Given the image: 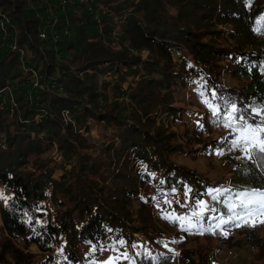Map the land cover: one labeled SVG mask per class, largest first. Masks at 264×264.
Masks as SVG:
<instances>
[{"label": "trees", "instance_id": "trees-1", "mask_svg": "<svg viewBox=\"0 0 264 264\" xmlns=\"http://www.w3.org/2000/svg\"><path fill=\"white\" fill-rule=\"evenodd\" d=\"M252 1L253 6L248 8L247 4ZM195 3L198 8L202 5L198 18H194L193 9H184ZM169 7L176 8L177 14L169 13ZM202 8L205 12H201ZM214 15L218 23L234 25L231 31H238L240 35L238 38L227 35L236 41L231 57H240L235 61L234 74L248 81L244 92L238 93V102L234 100L235 104L240 103L246 95L247 103L239 105L240 111L235 116L243 115L247 122L261 124L264 120V111H261L264 110V19L258 22V18L264 17V0H66L65 3L62 0H0V183L10 192L2 206L4 229L10 237L24 238L25 247L37 243L47 254L44 262L49 264H83L79 246L89 244L91 252L85 258H96L108 245L126 238L131 243L135 233L146 239L150 237L145 211L150 208L147 202L154 204L155 197L152 194L144 197L137 186L157 182L152 174L165 164L156 159L163 157L166 147L163 144H170L171 138L156 124L151 101L136 99L134 86L120 88L127 77L124 70L137 72L140 62L146 64L139 79L145 84H142L144 92L149 96L154 92L164 108H172L173 91L178 88L173 74L187 69L184 51L193 55L196 63L208 65L211 72L216 71L214 64L218 55L229 54L226 51L229 47L224 49L218 45L216 48L191 31L192 20H197V24L203 22V27L209 29ZM43 33L45 36L41 37ZM114 38L124 42L119 48L107 50L106 42L113 43ZM142 47L152 48L150 59L141 58ZM173 52L178 53V61L183 65L174 62ZM166 56L168 59H163ZM28 69L34 70L37 79L22 77ZM217 87L221 100L233 98V93L222 85ZM130 93H133L131 98ZM230 110L228 105L222 112ZM65 111L70 121L63 125ZM92 119L118 126L119 147L109 143L104 149L103 157L105 154L107 157L103 161L81 153L78 150L83 147L75 146V143L83 146L87 142L85 132H89L88 122ZM233 124L239 127L235 120ZM56 143L61 148V159L53 158L61 162L50 168L46 163L50 157L43 160L41 156L48 154ZM145 143L146 147L150 145L149 149ZM67 163L71 169H66ZM31 166H40L42 172L37 176ZM244 166L243 172L253 189L264 190V160L254 154ZM57 167L65 170L60 178L53 176ZM140 167L145 170L140 172ZM164 170L166 178L180 173L170 165ZM156 173L162 176L161 171ZM175 180L173 177L172 181ZM195 182L197 187L192 189L189 200L192 205L213 187L207 180ZM164 183L160 180L159 186ZM218 189V201L223 206L230 190L222 193ZM242 189L240 186L231 189L234 191L232 203H239L236 191ZM47 200L58 206L54 215ZM137 200L139 212L134 211ZM206 208L203 216L211 215L216 222L219 214L231 215L210 206ZM253 220L254 216L250 217L249 224ZM221 227L227 232L236 231L248 244L264 252V236L254 227L232 224ZM10 237L6 236L0 248V264H33L28 253L15 247ZM56 248L61 249L58 256L51 254ZM139 251V264H158L165 258L158 254L154 262L157 254L153 256L144 246ZM184 257L189 264H197L192 253H185Z\"/></svg>", "mask_w": 264, "mask_h": 264}, {"label": "rangeland", "instance_id": "rangeland-1", "mask_svg": "<svg viewBox=\"0 0 264 264\" xmlns=\"http://www.w3.org/2000/svg\"><path fill=\"white\" fill-rule=\"evenodd\" d=\"M201 6H199V8ZM252 6L253 1L252 3L247 4L248 8ZM199 8L196 7L195 3L194 5H187L184 9L187 11L193 9V11H196L194 18H198L197 13ZM201 12H205V10L202 8ZM169 13L175 15L177 14V9H170L169 7ZM214 17L215 15L210 22L205 21L206 23L209 22V29L203 27V25L205 26L203 22L197 24V20H192L191 31L197 32L203 42L210 43L212 46H216V48H219L218 45L224 49L229 47V49L226 50L229 54L228 56L218 55L216 64L213 63L214 66H216V71L211 72L209 71L208 65L207 69L205 64L196 63L194 56L189 54L185 49L186 51L183 53L188 62L184 67L187 66V71L179 70L173 74L178 83L176 88H178L176 92L172 90L174 93V97L171 99L173 100L172 108H164L165 106L161 105V102H159L160 99L155 96L154 92H152L150 96L144 92V87L142 86L144 83L139 81V79L143 77V75L140 74V71H144L146 64H141L140 62L141 66L138 70H135L137 72L131 71L132 73H130L129 71L124 70L127 77L124 79L123 83L120 84V88L128 89L129 86H134L136 87L134 89L135 96L137 97L136 99L145 100L146 102L151 101L152 105L150 107H152L156 113H154L156 116V124L162 126L163 130H166L170 135V144H163V146L166 145L165 149L163 148L162 151L163 157H158L156 162L160 161L163 162L165 166L170 165L177 167L180 173H176L166 178L164 170L165 166H163L162 169H158V171H161V177L156 175V172L158 171L152 174V176L157 178L156 183L148 182L143 186L140 185L141 187L137 186L138 191L141 189L140 192L144 197L149 194H152L155 197L153 200L154 204L152 202H147L150 208L145 211L149 220L150 237L148 239L143 238L140 233H135V239H132L131 243L127 238L122 240L125 242L124 244L115 242L102 249L101 254L96 258H85L87 254L91 252V246L89 244L79 246L77 247V250L80 253H83V264H103V262L109 261L110 258H112L110 264H139L137 256L140 252L139 250H141L143 246L144 249L146 248L147 252L153 254V256L157 254L153 258L154 262L157 261L155 258H157L158 254L159 256H165V258L159 261L158 264H189L188 260L184 257L185 253H192L197 264H200L201 262H207L206 264H264V252L258 246L248 244L243 236L236 231L227 232L222 227L214 228V225L217 222L221 219H228L229 216H224L223 214L220 215L217 212L219 214L217 215V222L212 220L211 215H208V218L203 216L206 212V207L208 206H210L211 209H220L221 212L231 214L228 207L229 203H232L231 200L234 196V191L231 189L235 186L243 188L242 190L236 191V199L239 192L253 189L250 181L243 172L244 169L246 170L244 164L249 159H247L245 154L239 149H232L231 140L235 138L237 133L233 132L231 127H225V122L233 123L234 120L229 121L227 111L222 112L225 102H227L229 108L231 104L234 103V100L238 102V93L244 92L248 83L247 79L238 78L234 74L236 70L235 61H239L240 57H231V55H234V50H236V45H234L236 41L234 42L228 39L227 36L228 33H230L237 35L238 38L239 34L237 33L238 31H231V28H235L234 25L229 23H218V20ZM201 27L204 29L202 28V30L199 31L198 29ZM214 31L217 32L215 33ZM115 32L116 31H114V34ZM145 33L147 35V29ZM41 37L44 36L41 34ZM114 40L113 43L106 42L107 50H111L113 47L114 49L119 48L124 42V40L121 39L114 38ZM14 47L16 50L19 49L17 46ZM140 53L142 54L141 58H143V60H148L152 57V48L142 47ZM172 55L175 63L178 62L180 65H183L181 61H178L179 55L177 52H173ZM165 58L168 59V56L163 59ZM133 66L137 68L135 64H133ZM166 67L171 68L169 65H166ZM189 68H191V70H189ZM92 71H94V69H92ZM158 72H161L160 68L158 69ZM112 73H109L108 75H111ZM25 75L37 79L34 70L31 71L28 69L22 74V77ZM36 84H38V81H35V85ZM219 84L230 93H233L232 99L221 100L217 95L220 91L217 87ZM118 88L119 86L116 87V89ZM120 88L119 90L121 92ZM118 95L121 94L119 93ZM132 95L133 93H130V98ZM123 98L129 101V97L127 98L124 96ZM205 100L219 108L220 115H222V122H217L216 117L212 116L208 105L204 102ZM247 100L248 97L245 95L240 99V103H236L238 111H240L239 105H245ZM127 101L124 102L127 103ZM257 112H259L258 109ZM63 118V125L70 121L68 111L64 112ZM135 122L136 121H134V123ZM248 123L253 126L257 125V123H253L250 120ZM134 126H136V123ZM117 127L118 126H116L115 123L92 119L88 122L89 132L85 130V136L87 139V142L84 143L85 146H80L78 143H75V146H77L78 149L83 147L82 150H78L81 153L102 159L103 161V159L107 157L106 154L103 157L104 149L109 143L114 144V148L119 147V143L117 142L118 137L116 136ZM213 145H218V147ZM149 146L150 145L147 144L148 149ZM169 147H172V149L168 150ZM60 150L61 148L56 143L48 154L41 156L44 158L43 160L50 157L49 162H46L50 168H52L54 163L57 162L54 158L57 160L61 159ZM220 150H223V155L216 154V152ZM73 161L75 166L78 167L77 160L74 159ZM59 162L61 161H58L57 163ZM65 166L66 169H71L72 167L70 163H67ZM23 168L27 169V166L24 165ZM30 169L33 170L37 176L42 172L40 166H31ZM104 170L105 169H103V171ZM139 170L140 172H143L145 169L140 167ZM64 172L65 170L63 168L57 167L53 172V176L55 178H60ZM173 177H176L174 182L172 181ZM160 180L165 181L162 187L159 186ZM197 180H207L213 185L211 188L212 190L221 188L222 193L224 190H230L225 195V204L221 206L218 201V193H214V191L211 194L208 192L202 196L201 200L206 202L204 206H198L197 203L193 205L190 204L189 200L191 202L192 189L197 187L195 182ZM173 189H175V191H173ZM186 189H190L187 196L185 195ZM9 194V190L0 183V248H2V243L6 242V236L10 237L4 229L2 217V206L5 204ZM213 196H216L217 198L213 199ZM166 201H170L171 203H167ZM47 202L50 208H52V214L54 215V211L58 206L54 205L50 200H47ZM139 206L140 202L137 200L134 211L139 212ZM177 209L178 211H176ZM193 211L202 212L201 223L204 228H209L211 226V231L204 232L203 234H199L195 231L185 232L179 227V222L173 223L165 218L166 215L171 214L191 215ZM261 221H264V213L254 216V220L251 224L255 225V231L259 235L264 236V223ZM129 226L132 229L130 224ZM225 232L227 235L223 234ZM10 238L15 247L28 253L27 257L31 259L33 264H49L48 262H44L47 254L40 249L37 243H31L25 247L24 238ZM138 242L140 245H136V248L132 247V243L138 244ZM50 253L51 252H48V254ZM124 253L128 254V259L123 258L122 254ZM51 254L58 256L61 254V249L56 248L55 252ZM117 257H119V259H117Z\"/></svg>", "mask_w": 264, "mask_h": 264}, {"label": "snow or ice", "instance_id": "snow-or-ice-1", "mask_svg": "<svg viewBox=\"0 0 264 264\" xmlns=\"http://www.w3.org/2000/svg\"><path fill=\"white\" fill-rule=\"evenodd\" d=\"M260 19H264V17L258 18V22ZM214 95V94H213ZM213 117H216L217 122H222V117L220 115V110L216 106L212 105L209 101H204ZM228 105L225 102V108L227 109ZM231 110L227 112L229 121L235 120V122L239 123V127L233 126L231 122H225V127H231L232 131L237 133L234 139L231 140L232 149H239L243 152L247 159H252L254 154H257L261 160H264V120L261 121V124H257L253 126L249 124L247 120H245L243 115L235 116L238 109L235 103H232L230 106ZM264 111V110H261ZM217 155H223V150L217 151ZM175 191V189H173ZM190 189H186L185 195ZM213 191L219 193V189L209 190V194ZM227 191V190H225ZM216 196H213V199H216ZM237 199L239 201L236 203H229V211L231 215L228 219H221L219 223L215 225L216 228H220L221 225L232 224L235 227L241 226H252L254 224H249V218L252 216L259 215L264 213V190L251 189L247 191H241L237 194ZM167 203H171L170 201H166ZM198 206H204L205 201L199 200L196 202ZM166 219H169L173 223L179 222V227L185 232H197L199 234H203L204 232L211 231V226L209 228H204L201 223L202 212L193 211L191 215H166ZM264 223V221H261ZM227 235V233H223ZM120 244H124V241H119ZM132 247H136V245H132ZM124 259H128V254H122ZM112 258L109 261L103 262V264H110ZM119 259V257H117Z\"/></svg>", "mask_w": 264, "mask_h": 264}, {"label": "built area", "instance_id": "built-area-1", "mask_svg": "<svg viewBox=\"0 0 264 264\" xmlns=\"http://www.w3.org/2000/svg\"><path fill=\"white\" fill-rule=\"evenodd\" d=\"M43 1H45V2H48L49 0H43ZM62 2H63V3H65V2H66V0H62ZM42 35H43V36H45V34H44V33H43ZM176 211H178V209H177Z\"/></svg>", "mask_w": 264, "mask_h": 264}]
</instances>
